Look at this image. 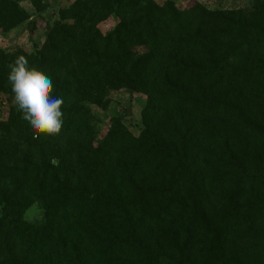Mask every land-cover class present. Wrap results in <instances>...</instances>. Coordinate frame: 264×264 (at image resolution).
Listing matches in <instances>:
<instances>
[{"label": "trees", "instance_id": "trees-1", "mask_svg": "<svg viewBox=\"0 0 264 264\" xmlns=\"http://www.w3.org/2000/svg\"><path fill=\"white\" fill-rule=\"evenodd\" d=\"M19 1L0 0V33L29 19ZM250 7L65 0L41 44L32 20V50L0 49V264H264V0ZM21 55L64 99L56 136L16 110ZM121 89L145 96L137 136L97 124Z\"/></svg>", "mask_w": 264, "mask_h": 264}, {"label": "rangeland", "instance_id": "rangeland-1", "mask_svg": "<svg viewBox=\"0 0 264 264\" xmlns=\"http://www.w3.org/2000/svg\"><path fill=\"white\" fill-rule=\"evenodd\" d=\"M72 2V0H70ZM164 0H156L162 2ZM178 6L185 7L188 2L197 1L205 4L210 8L220 9H243L250 10V0H174ZM65 4V0H44L45 8L38 12L33 7L30 0H20L18 6L24 10L29 19L19 23L17 26L5 33H0V49H24L26 51L32 50V42L29 39L28 23L34 20L35 30L33 39L37 44L44 41L45 35L49 31L50 25L58 19L57 14L52 12V8H57L61 3ZM114 26V21L109 18L106 22L99 25L102 32L110 30ZM7 96L0 94V118L6 115ZM145 104V96L141 93L131 92L127 89H121L113 92L109 96L108 108L105 111L98 113L100 122L97 123L100 131L104 133V126H109L112 117L119 118L130 130V132L137 136L142 129L141 125V111ZM41 209L37 205H33L25 213V219L29 222H36L40 220ZM195 243L194 241L192 242Z\"/></svg>", "mask_w": 264, "mask_h": 264}, {"label": "clouds", "instance_id": "clouds-1", "mask_svg": "<svg viewBox=\"0 0 264 264\" xmlns=\"http://www.w3.org/2000/svg\"><path fill=\"white\" fill-rule=\"evenodd\" d=\"M25 56H18L9 65L8 80L14 94L16 110L21 119L32 129L35 138L56 136L63 127V97H54L52 79L44 72L30 68ZM50 163L58 166L59 161L52 158Z\"/></svg>", "mask_w": 264, "mask_h": 264}]
</instances>
